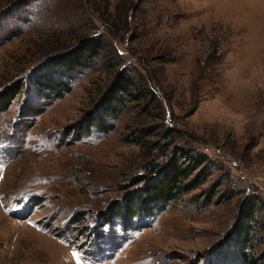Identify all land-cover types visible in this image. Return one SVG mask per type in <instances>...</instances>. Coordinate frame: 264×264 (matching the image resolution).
Segmentation results:
<instances>
[{
  "label": "rangeland",
  "instance_id": "1",
  "mask_svg": "<svg viewBox=\"0 0 264 264\" xmlns=\"http://www.w3.org/2000/svg\"><path fill=\"white\" fill-rule=\"evenodd\" d=\"M91 8L85 0H0V90L19 87L0 110V264H230L211 248L246 198L258 201V255L264 0H133L126 30L114 34ZM87 28L103 37L102 52L66 91L38 90L31 78L43 74L45 55L77 44ZM119 70L155 102L147 94L128 102L99 132L86 116ZM158 124L175 135L170 149L204 153L210 174L176 200L129 216L123 208L145 160L127 140Z\"/></svg>",
  "mask_w": 264,
  "mask_h": 264
},
{
  "label": "trees",
  "instance_id": "2",
  "mask_svg": "<svg viewBox=\"0 0 264 264\" xmlns=\"http://www.w3.org/2000/svg\"><path fill=\"white\" fill-rule=\"evenodd\" d=\"M85 2L91 5L92 14L107 26L109 33L114 34L117 31L122 33L126 30L127 11L132 7L133 0H117L113 6V13L116 15L108 12V0ZM119 22L122 23L121 26L118 25ZM89 30L87 28L78 36L77 44H68L65 48L56 46L45 55V65L38 67V72L43 70V74L38 73L31 78L38 90L55 88L66 91L67 82L72 74L86 68L102 52L100 50L104 47L103 37L94 33L95 31L90 33ZM139 84L140 81L134 80L131 73L119 70L98 99L93 113L87 114L86 117L88 115L90 117L86 122L89 119L88 122L95 125L99 132L104 133L112 128L110 121L118 117L128 102H138L145 94L151 97L152 103L155 102L151 90L139 88ZM18 91L19 87L15 84L0 90V110L6 108ZM158 125L153 129H138L133 137L127 140L138 146L142 151L141 158L145 160L143 167L140 168L142 173L131 181V185L139 186L131 190V200L128 206L123 208L124 210L127 207L129 216L138 210L147 213L176 200L182 194L201 185L210 174L211 162L204 153L194 151L192 154H186L175 148L170 149L175 135L170 131L171 128ZM151 134H154L156 140H148ZM258 213V201L246 198L239 207L230 231L211 248L213 256L217 255L221 262L229 261L230 264H264L261 262L264 250L255 256L251 250L256 234L252 221L256 219L255 215ZM258 223L259 229H264V211Z\"/></svg>",
  "mask_w": 264,
  "mask_h": 264
}]
</instances>
